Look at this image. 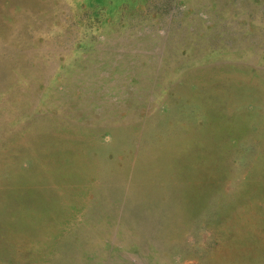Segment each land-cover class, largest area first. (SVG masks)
<instances>
[{
    "label": "rangeland",
    "instance_id": "obj_1",
    "mask_svg": "<svg viewBox=\"0 0 264 264\" xmlns=\"http://www.w3.org/2000/svg\"><path fill=\"white\" fill-rule=\"evenodd\" d=\"M0 219V264H264V0H0Z\"/></svg>",
    "mask_w": 264,
    "mask_h": 264
},
{
    "label": "bare ground",
    "instance_id": "obj_2",
    "mask_svg": "<svg viewBox=\"0 0 264 264\" xmlns=\"http://www.w3.org/2000/svg\"><path fill=\"white\" fill-rule=\"evenodd\" d=\"M55 136V135H54ZM159 146V145H158ZM161 147V146H160ZM160 150V149H159ZM163 150V149H162ZM157 153H158V151H157ZM147 155V154H146ZM166 155V154H165ZM143 156V155H142ZM148 156V155H147ZM167 157V156H166ZM172 157V156H171ZM169 158H170V156H169ZM156 159H158L157 157H156ZM142 160V159H141ZM145 162V161H144ZM143 162V163H144ZM142 164V163H141ZM140 164V165H141ZM158 170H160V169H158ZM164 171V170H163ZM160 172V171H159ZM162 173V172H161ZM175 183V182H174ZM163 185V184H162ZM173 185V184H172ZM178 185V184H177ZM175 188V187H174ZM177 192V191H176ZM176 194V193H175ZM183 194V193H182ZM15 195V194H14ZM177 195V194H176ZM178 195H180V194H178ZM173 196H175L174 194H173ZM41 197V196H40ZM42 197H44V196H42ZM3 204V203H2ZM12 205V204H11ZM9 207V206H8ZM23 211V210H22ZM1 220V219H0ZM1 223V222H0ZM20 226V225H19ZM6 231V230H5Z\"/></svg>",
    "mask_w": 264,
    "mask_h": 264
}]
</instances>
